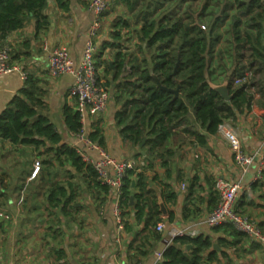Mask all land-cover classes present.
I'll return each mask as SVG.
<instances>
[{"label": "crops", "instance_id": "obj_1", "mask_svg": "<svg viewBox=\"0 0 264 264\" xmlns=\"http://www.w3.org/2000/svg\"><path fill=\"white\" fill-rule=\"evenodd\" d=\"M67 2L69 9L65 11L57 0H48L44 11L49 20L48 27L37 31L36 21L32 19L23 29L0 38V48L7 46L12 63L38 80L46 91L45 115L62 135L63 143L90 160L100 158L98 147L118 160H133L141 167L146 152L133 148L123 138L116 117L122 102L115 94L104 113L86 116L80 134L72 133L65 123L64 107L69 106L75 111L77 108L76 96L72 94L74 78L69 75L51 77L49 54L63 47L69 50L75 65L80 64L94 21L88 0ZM120 16L121 13L116 12L106 14L97 36V62L102 77H105V63L113 61L114 50L109 45L114 42V21ZM254 76L250 105L228 121L239 135L244 150L258 153L250 173L243 180L230 147L220 133L209 137L206 146L196 145L193 139L185 137L183 142L173 141L171 147H177L168 166L170 178H165L167 168L162 167L159 159L153 161V169L147 172L149 176H160L152 187L159 197V223L166 226L161 233L156 231L159 223L146 228L144 222L136 219L133 209L124 217V230H119L115 215L118 199L112 193L89 188L83 175H76L69 165L59 166L45 148L14 146L0 139V264H157V252L171 245L179 233L212 240L213 248H217H214L216 256L209 264H264V246L253 238L245 234L234 236L226 228L215 229L206 223L210 214L211 184L218 179L243 180L237 212L255 221L264 235V170L262 178L255 180L264 169V66ZM226 82L211 84L222 86ZM25 84L20 72L0 77V115ZM96 130L100 131L103 145L90 138ZM139 152L143 157L136 156ZM36 160L41 162V170L32 178ZM45 161H52V164L47 166ZM69 171L81 182L74 186L76 199L67 207L65 216L60 208L52 210L48 206L47 191L53 182H68ZM195 176L198 181L191 191L188 186ZM70 181L73 183L75 179ZM165 183L177 196L174 202L162 197ZM161 203L166 214L161 211ZM185 206L193 210L186 218ZM58 250H62L63 256L57 253Z\"/></svg>", "mask_w": 264, "mask_h": 264}, {"label": "trees", "instance_id": "obj_2", "mask_svg": "<svg viewBox=\"0 0 264 264\" xmlns=\"http://www.w3.org/2000/svg\"><path fill=\"white\" fill-rule=\"evenodd\" d=\"M47 1L0 0V38L23 29L32 19L36 21L37 31L47 28L49 20L44 14ZM145 1L115 0L116 4L127 7L132 20L134 18L143 23L137 31L138 40L134 45L139 47V54H143L144 58L124 43L121 31L129 30L132 23L131 19L121 14L113 25L114 42L109 45L114 50L113 61L105 63L103 78L106 79L105 87L115 91L116 98L122 102L116 117L123 138L133 148L146 152L144 164L129 170L124 178L119 199L122 216L126 218L129 210L133 209L136 219L149 228L161 220L158 193L152 187L160 176L147 175L153 169V161L159 159L162 167L167 168L165 178H170L168 166L177 147H171L173 141L183 142L185 137L193 139L196 145L206 146L208 138L218 133L221 124L235 119L243 107L250 105V90L255 76L242 85H235L234 81L243 77L245 71L250 70L255 75L264 66V0H204L199 10L192 9L191 0H181L183 16L159 21L154 19V15L160 6L176 0H158L159 7L151 11L149 5L140 16L136 15L137 8H143ZM57 2L63 10L69 9L67 0ZM222 28L230 30L223 35L220 32ZM229 34L228 48L216 50L223 37ZM148 50H154L150 57L145 56ZM246 50L250 53L247 59L244 58ZM225 53L232 57V67L222 70L219 64ZM215 62L219 66H215ZM220 76L228 82L232 96L229 102L211 84L216 83V77ZM156 77L162 86L169 89H176L180 82L179 97L162 90ZM25 83L20 94L0 115V139L14 146H31L37 150L45 148L59 166L69 165L76 175H83L89 188L109 193V187L99 181L93 166L87 164L74 148L63 143L62 135L45 115L46 91L39 85L40 82L28 75ZM63 114L69 130L80 134L82 122L79 113L65 106ZM90 138L100 145L104 144L99 130L91 133ZM136 156L143 157L140 152ZM50 164L52 161H45V165ZM75 177L70 172L69 179ZM70 180L66 183L53 182L47 191L48 206L52 210L60 208L65 216L68 214L67 207L76 199L75 185ZM197 181L198 177H193L188 186L191 191ZM163 187L162 197L174 202L176 194L166 183ZM218 202L219 194L215 183H212L210 212ZM192 213L193 210L185 206V218ZM222 227L234 236L245 234L232 224L215 229ZM207 252L210 253L205 257ZM57 253L63 256L62 250ZM163 255L164 261L160 264H209L216 252L210 238L182 235L167 246Z\"/></svg>", "mask_w": 264, "mask_h": 264}, {"label": "built area", "instance_id": "obj_3", "mask_svg": "<svg viewBox=\"0 0 264 264\" xmlns=\"http://www.w3.org/2000/svg\"><path fill=\"white\" fill-rule=\"evenodd\" d=\"M112 3L113 0H88V9L93 14L94 21L88 31L89 38L80 64L75 65L69 50L63 47L52 50L48 58V69L51 77L59 78L69 75L74 78L72 94L76 96V111L80 115L82 125L86 121L87 115H100L104 113L110 100V93L103 85V81L100 78L101 75L99 74L96 40L103 26V17L110 10ZM12 72H20L24 81L28 78V74L22 71L19 65L12 63L9 48L7 46L1 47L0 77ZM243 75V77L235 79V85L249 83L250 79L254 76L250 70L245 71ZM218 133L227 141L233 154L234 162L241 170L244 180L257 160L258 153H247L244 150L239 135L228 121L219 126ZM96 148L100 151V158L98 160L82 158L87 164L93 166L97 172L99 181L107 185L109 193H112L118 199L115 215L118 220L119 230L122 231L124 230L125 221L119 205L120 194L127 172L134 170L137 166L133 160H118L105 150ZM40 170L41 162L36 160L31 177L35 178ZM263 170L259 171L258 176L255 178L256 181L262 178ZM243 180L241 182H231L225 179H218L215 182V190L219 194V202L216 208L208 215L206 223L213 228L224 224H232L237 230L245 233L264 246V235L259 230L256 222L238 213L236 209L238 195L243 188ZM185 187L186 185L183 184L182 188L185 189ZM165 227V224L160 222L156 226V231L159 233L164 232ZM182 235L183 233L178 234V236ZM165 249L163 248L157 252V264L164 261L163 254Z\"/></svg>", "mask_w": 264, "mask_h": 264}, {"label": "rangeland", "instance_id": "obj_4", "mask_svg": "<svg viewBox=\"0 0 264 264\" xmlns=\"http://www.w3.org/2000/svg\"><path fill=\"white\" fill-rule=\"evenodd\" d=\"M145 2H146V4L144 5L143 8H140V7L137 8V11L135 13L136 15L140 16L141 11H144L145 9H147V6H149V5L151 6V11L160 6V4L158 3V0H146ZM191 3H192V9L193 10H197V9L199 10V8H201L202 5H203L204 0H191ZM181 5H183V4H181V0H176V1H172V2L163 3V5L160 6V9L155 13L154 19L159 21V20H162L164 18L173 19V18H177L175 16H178V17L179 16H183L184 7L183 6L181 7ZM110 12L121 13V14H123V16L125 18H127V19L129 18V20L130 19L132 20V18L130 17L129 11L127 10V7L124 6V4H121V3L119 5L116 4L114 0H113V3H112V6L110 7V10L106 14H108ZM166 16H168V17H166ZM131 20H130V22L132 23L131 24L132 25L131 28L129 30L121 31V34L124 35V43H126L129 46H132V52H135V53L138 52L137 54L141 58H144L143 54H141V55L139 54V52H141L139 50V47L134 45L136 40H138L137 31L140 29V27L143 25V23L140 20L138 21V20H136L134 18H133L132 21ZM116 21H117V18L115 19L114 23ZM137 22H139V23H137ZM165 23H167V22H165ZM205 25H208V24L205 23ZM228 30H230V28H228V29L227 28H222V29H220V32H221V34L224 35L225 32L228 31ZM228 39L231 40V35L230 34L228 36H226V37L225 36L223 37V39L217 45V49L216 50H226L228 48V46H229L227 44V40ZM153 52H154V50H148V51H146L145 56L150 57L153 54ZM249 54L250 53L247 50L244 51V58L247 59ZM112 58H113V56H112ZM231 59H232V57L229 54L225 53L224 57H223V60L221 61V64H219L221 66L220 68L222 70H224L226 68L227 69L231 68L232 67V60ZM217 65H218V63L215 62V66H217ZM101 75H102V73H101ZM100 78L103 81V85H104V83L106 84V79H104L102 76H100ZM109 78H111V77H109ZM216 78H217L216 79L217 83H221V82L224 83V81H225L224 80V76H220V77H216ZM254 81H255V78L253 80V83H254ZM108 91L110 93V99L111 98H115L116 92L113 91L112 89H108ZM114 94H115V96H114ZM124 100L126 101L127 98H125ZM108 105H109V103H108ZM75 182L73 181V183H74V185L76 187L78 184H80L81 180H79V178H75Z\"/></svg>", "mask_w": 264, "mask_h": 264}, {"label": "water", "instance_id": "obj_5", "mask_svg": "<svg viewBox=\"0 0 264 264\" xmlns=\"http://www.w3.org/2000/svg\"><path fill=\"white\" fill-rule=\"evenodd\" d=\"M174 74H176V72ZM155 79L158 82V86L162 90L167 91L169 93H173L175 95V98L179 97V94H180V82H178V87L176 89H169V88H166V87L162 86L157 77ZM213 88L221 95V97L225 101H227V102L231 101L232 96L230 95L229 90H228V82H226L222 86H213ZM133 203H134V199L132 198L131 199V204H133ZM160 207H161V211L163 212V214H166L167 212H166L164 204L161 203ZM188 248H190V247H188ZM214 248H217V246H214Z\"/></svg>", "mask_w": 264, "mask_h": 264}]
</instances>
